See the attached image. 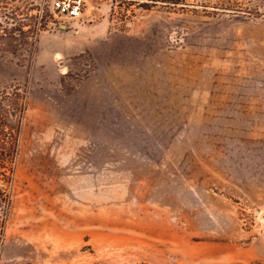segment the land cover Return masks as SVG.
<instances>
[{
	"label": "rangeland",
	"instance_id": "rangeland-1",
	"mask_svg": "<svg viewBox=\"0 0 264 264\" xmlns=\"http://www.w3.org/2000/svg\"><path fill=\"white\" fill-rule=\"evenodd\" d=\"M54 1L7 4L45 26L0 52V264H264V0Z\"/></svg>",
	"mask_w": 264,
	"mask_h": 264
},
{
	"label": "trees",
	"instance_id": "trees-1",
	"mask_svg": "<svg viewBox=\"0 0 264 264\" xmlns=\"http://www.w3.org/2000/svg\"><path fill=\"white\" fill-rule=\"evenodd\" d=\"M13 0H0V52H9L13 55L31 54L35 48L39 32L44 28L43 15L35 20L36 16L27 12H20V6L8 7ZM19 1V0H18ZM29 2L27 4H31ZM26 7V6H24ZM30 9V6L27 10ZM27 28H24V27ZM25 95L19 89L9 92L0 88V168L9 178L18 151L21 121L25 110ZM0 201L6 202V194L0 189ZM7 210L3 212L0 228L4 224Z\"/></svg>",
	"mask_w": 264,
	"mask_h": 264
},
{
	"label": "built area",
	"instance_id": "built-area-1",
	"mask_svg": "<svg viewBox=\"0 0 264 264\" xmlns=\"http://www.w3.org/2000/svg\"><path fill=\"white\" fill-rule=\"evenodd\" d=\"M54 5L61 13H67L73 18L77 16L78 5L75 0H55Z\"/></svg>",
	"mask_w": 264,
	"mask_h": 264
}]
</instances>
